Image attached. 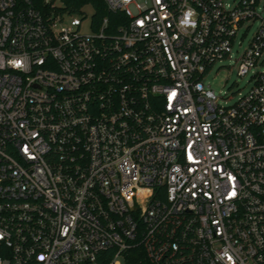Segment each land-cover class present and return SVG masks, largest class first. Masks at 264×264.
Returning <instances> with one entry per match:
<instances>
[{
	"label": "built area",
	"instance_id": "obj_1",
	"mask_svg": "<svg viewBox=\"0 0 264 264\" xmlns=\"http://www.w3.org/2000/svg\"><path fill=\"white\" fill-rule=\"evenodd\" d=\"M0 0V264H264L256 0ZM234 60L248 88L206 75Z\"/></svg>",
	"mask_w": 264,
	"mask_h": 264
},
{
	"label": "rangeland",
	"instance_id": "obj_2",
	"mask_svg": "<svg viewBox=\"0 0 264 264\" xmlns=\"http://www.w3.org/2000/svg\"><path fill=\"white\" fill-rule=\"evenodd\" d=\"M136 2L140 3L143 0H136ZM55 4L57 6L61 5L58 1H55ZM255 12L259 17H264V0H256ZM92 15L93 8L91 6H85L80 14H75L80 19L85 17L80 27V32L84 35H91L92 33ZM259 23V19L255 18L253 22L244 23L238 28L236 37L231 45L230 60L226 59L216 62L204 79V83L210 86L215 96L222 103L224 101L226 104L233 103L237 94L245 93L248 88L247 76L238 77L236 75V66L233 61L246 48L249 40L257 31Z\"/></svg>",
	"mask_w": 264,
	"mask_h": 264
},
{
	"label": "trees",
	"instance_id": "obj_3",
	"mask_svg": "<svg viewBox=\"0 0 264 264\" xmlns=\"http://www.w3.org/2000/svg\"><path fill=\"white\" fill-rule=\"evenodd\" d=\"M60 5V10L68 15L80 14L85 6L93 8V25L104 16H109L101 0H55ZM92 26V20H91Z\"/></svg>",
	"mask_w": 264,
	"mask_h": 264
}]
</instances>
